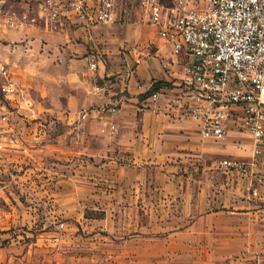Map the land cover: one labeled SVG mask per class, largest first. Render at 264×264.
<instances>
[{
    "label": "crops",
    "instance_id": "1",
    "mask_svg": "<svg viewBox=\"0 0 264 264\" xmlns=\"http://www.w3.org/2000/svg\"><path fill=\"white\" fill-rule=\"evenodd\" d=\"M1 34L49 39L59 58L57 75L52 63H29L48 78L30 81L39 95L16 98L24 106L13 116L52 112L66 124L54 136L38 137L33 125L14 121L5 136L14 154L41 150L59 159L47 166L57 173L34 192L51 198V210L64 220L59 231L44 224L12 255L15 264H264V153L254 157L252 134L234 121L225 137H206L166 108L172 93L157 104L149 100L145 92L155 79L172 82L182 74L179 63L166 61L155 27L134 19L64 31L29 25ZM89 52L101 57L96 69L88 65ZM124 58L134 65L132 75ZM113 103L119 109L108 118L117 129L101 131L100 107ZM86 108L83 124L71 126L72 115ZM228 155L255 163L245 170L220 167L218 159Z\"/></svg>",
    "mask_w": 264,
    "mask_h": 264
},
{
    "label": "built area",
    "instance_id": "2",
    "mask_svg": "<svg viewBox=\"0 0 264 264\" xmlns=\"http://www.w3.org/2000/svg\"><path fill=\"white\" fill-rule=\"evenodd\" d=\"M134 19L155 27L163 40L166 61L179 63L182 68L178 79L152 90L149 100L157 104L163 94L172 93L166 108L177 119L193 122L206 137H225L229 122L234 121L252 134L253 155L261 156L264 0H0L1 31L29 25L64 31L73 26ZM124 49L130 52L133 48ZM100 58L89 52V67L96 69ZM124 60L126 74L132 75L134 65ZM19 90L11 65L0 58V149L3 138L14 131ZM118 109L116 103L100 107L104 115L101 131L117 129V123L108 116ZM90 112L86 108L72 115L71 126L80 127ZM34 127L36 136L45 132L37 123ZM249 162L235 155L218 159V165L225 169L245 170L255 163ZM252 192L258 194V189Z\"/></svg>",
    "mask_w": 264,
    "mask_h": 264
},
{
    "label": "rangeland",
    "instance_id": "3",
    "mask_svg": "<svg viewBox=\"0 0 264 264\" xmlns=\"http://www.w3.org/2000/svg\"><path fill=\"white\" fill-rule=\"evenodd\" d=\"M2 32L0 30V58L7 59L15 80L18 84L23 83L17 98L27 95L38 96L39 94L33 90L35 86L30 81L46 83L47 70L33 71L29 68V63L42 60L44 66L48 62L54 67L53 63L59 59L54 54V47L46 44L49 41L46 38L36 40L34 43L26 36H6L1 34ZM54 42L63 44L58 38ZM31 47L39 50L40 53L38 52L37 55L28 53ZM58 68L60 66L52 69L55 75L60 70ZM17 103L18 109L24 106L20 105L19 99ZM19 115L25 116V114H16L17 118L15 116L13 118L16 125L28 127L37 123L38 127L45 129L49 136H54L66 128V124L52 112L46 115V118L39 116L36 117L37 120L30 118V121L27 119L30 116L27 115L25 119ZM5 138H3L4 146L0 149V264H15L12 255L21 248L25 249L37 233L42 231L44 224L46 227H56L55 229L59 231L64 226V220L60 214L51 210L53 207L51 198L34 192L36 188L42 187L41 183L48 174L57 173L51 172L52 170L50 171L47 166H56L59 159L41 150H38L36 155L26 150L14 154L15 151H11Z\"/></svg>",
    "mask_w": 264,
    "mask_h": 264
},
{
    "label": "trees",
    "instance_id": "4",
    "mask_svg": "<svg viewBox=\"0 0 264 264\" xmlns=\"http://www.w3.org/2000/svg\"><path fill=\"white\" fill-rule=\"evenodd\" d=\"M169 84L170 83V81H165V80H163V79H155L153 82H152V84H151V86L147 89V91L145 92V95H148L152 90H154V89H156V88H158L160 85H162V84Z\"/></svg>",
    "mask_w": 264,
    "mask_h": 264
}]
</instances>
